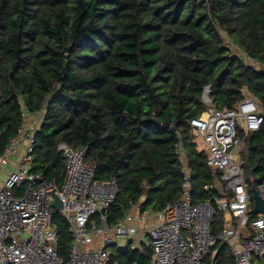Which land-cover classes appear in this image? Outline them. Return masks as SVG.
I'll return each mask as SVG.
<instances>
[{
    "label": "trees",
    "instance_id": "obj_1",
    "mask_svg": "<svg viewBox=\"0 0 264 264\" xmlns=\"http://www.w3.org/2000/svg\"><path fill=\"white\" fill-rule=\"evenodd\" d=\"M223 34L253 62L231 55ZM207 86L216 108H232L248 92L264 113V0H0V153L24 125L23 107L39 114L31 171L60 186L59 144L85 148L95 179L117 180L112 224L131 203L160 212L182 197L179 145L192 168L193 201L220 197V172L191 125L208 109ZM239 135L251 194L264 183V122ZM53 220L67 263L69 225L60 213ZM223 227L219 211L213 233ZM215 248L219 263L235 264L226 245ZM111 254L119 264H150L152 248L114 245Z\"/></svg>",
    "mask_w": 264,
    "mask_h": 264
},
{
    "label": "built area",
    "instance_id": "obj_2",
    "mask_svg": "<svg viewBox=\"0 0 264 264\" xmlns=\"http://www.w3.org/2000/svg\"><path fill=\"white\" fill-rule=\"evenodd\" d=\"M222 46L231 55L252 61L226 34ZM210 92V86L205 87L203 100L208 109L191 125L206 151L207 164L220 172V180L231 195L195 203L192 168L179 145L183 194L157 212L156 222L148 228L150 264H223L218 261L217 244L230 249L235 264H264V212L252 214L253 200L237 158L243 144L239 129L258 131L264 113L259 101L248 92L232 108L214 107ZM23 109L24 117H40ZM41 122L42 118L30 130L21 126L11 142L22 141L26 148L17 169L0 184V264H119L112 259L111 248L117 238L136 235L148 212H140L139 204L131 203L124 219L114 224L108 221L107 213L119 192L118 183L114 176L106 181L95 179V166L85 162V148L59 144L66 161L60 186L32 172L35 134ZM257 189L264 199V183ZM55 197L63 204L60 211L53 205ZM219 211L224 213L225 225L215 235L213 222ZM56 213L67 221L72 237L67 263L58 253V227L53 220ZM234 219L235 224L228 223Z\"/></svg>",
    "mask_w": 264,
    "mask_h": 264
},
{
    "label": "crops",
    "instance_id": "obj_3",
    "mask_svg": "<svg viewBox=\"0 0 264 264\" xmlns=\"http://www.w3.org/2000/svg\"><path fill=\"white\" fill-rule=\"evenodd\" d=\"M41 120V117L35 114H27L24 118V126L26 129H32L35 125H37ZM202 147V145L200 144ZM26 145L24 142L19 141L17 143L10 144L9 147L6 148V150L3 153H0V184L4 183L9 174L16 170L19 166V163L25 153ZM237 158L240 160V150L237 152ZM144 199V197L142 198ZM157 212H148V218L147 220L139 226V230L136 233V235L132 237H123L128 238V242L125 247L118 248L116 243V248L120 251H125L128 247H131L132 249L139 248L143 245H149V236H148V228L152 226L156 220H157ZM229 224L233 223L235 224V219L231 222H228ZM225 225V221H224ZM120 238V237H119ZM117 238V240L119 239ZM117 261V260H116Z\"/></svg>",
    "mask_w": 264,
    "mask_h": 264
},
{
    "label": "water",
    "instance_id": "obj_4",
    "mask_svg": "<svg viewBox=\"0 0 264 264\" xmlns=\"http://www.w3.org/2000/svg\"><path fill=\"white\" fill-rule=\"evenodd\" d=\"M70 48L71 47L65 48V51L67 52L70 51ZM63 73L65 74V69ZM158 124H160L159 121ZM213 177H214V182H213L214 188L216 189L220 197H225L227 193L222 181L218 178L217 172H214ZM251 194L253 198V207L251 209L252 214L257 215L258 213L264 212V199L259 194L258 189L253 187L251 189ZM53 205L58 211H60L63 208V204L58 197H55V201L53 202Z\"/></svg>",
    "mask_w": 264,
    "mask_h": 264
},
{
    "label": "rangeland",
    "instance_id": "obj_5",
    "mask_svg": "<svg viewBox=\"0 0 264 264\" xmlns=\"http://www.w3.org/2000/svg\"><path fill=\"white\" fill-rule=\"evenodd\" d=\"M247 61H249V60H247ZM251 62H253V61H251ZM255 63V62H254ZM197 143H198V146H199V148L200 149H202V147L200 146V144H201V139H200V137H197ZM242 148H240L239 150H241ZM128 238H123V237H120L118 240H117V247L118 248H122V247H125L126 246V244H127V242H128Z\"/></svg>",
    "mask_w": 264,
    "mask_h": 264
}]
</instances>
